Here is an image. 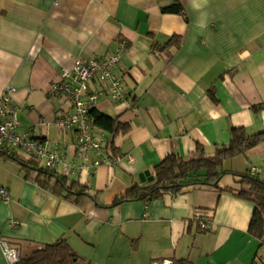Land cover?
<instances>
[{"label":"crops","instance_id":"1","mask_svg":"<svg viewBox=\"0 0 264 264\" xmlns=\"http://www.w3.org/2000/svg\"><path fill=\"white\" fill-rule=\"evenodd\" d=\"M175 1L0 0V95L13 88L22 131L74 154L75 132L54 122L69 104L48 90L78 57L124 48L116 71L131 95L98 100V110L123 125L104 132L121 159L78 183L84 194L45 188L36 172L0 153V186L12 196L0 199V240L21 255L66 238L90 264H264V245L248 231L254 203L229 189L241 185L240 155L243 172L264 179V143L224 161L220 187L118 203L134 183L149 184L168 154L190 158L200 144L213 156L234 126L264 130V0H178L185 15L163 11ZM174 35L180 42L166 45ZM0 264H10L1 242Z\"/></svg>","mask_w":264,"mask_h":264},{"label":"built area","instance_id":"2","mask_svg":"<svg viewBox=\"0 0 264 264\" xmlns=\"http://www.w3.org/2000/svg\"><path fill=\"white\" fill-rule=\"evenodd\" d=\"M123 54L124 48H118L104 57H78L72 68L63 69L60 80L52 82L49 87L48 94L51 97L69 104V108L54 122L61 130L75 132L73 155L68 156L51 147L47 139L32 136L20 129L19 107L13 103L11 86L0 95V152H17L28 158H37L44 162L47 170L86 184L100 166L113 165L119 161L121 158L112 156L109 150L104 138L105 131L91 121L90 111L97 106L99 98L104 94L116 102L131 100L122 77L116 71ZM93 81L101 83L100 90L91 88ZM127 157L130 161L134 160L132 155ZM251 170L258 171L255 166ZM0 199L5 203L11 201L9 188L0 186ZM199 220L203 230L211 229L209 222L201 217ZM17 224L15 219L8 221L10 227ZM0 242L10 264L21 259V252L17 247L11 246L5 239Z\"/></svg>","mask_w":264,"mask_h":264},{"label":"trees","instance_id":"3","mask_svg":"<svg viewBox=\"0 0 264 264\" xmlns=\"http://www.w3.org/2000/svg\"><path fill=\"white\" fill-rule=\"evenodd\" d=\"M164 12L185 15V8L178 0L174 4L163 8ZM4 11L0 10V17ZM181 36L174 35L166 45H177ZM90 119L97 127L109 133L116 134L123 125L118 118L108 115L97 107L90 111ZM264 143V130L255 134H249L244 126H234L232 138L226 145L218 147L215 155H208L200 144L197 146L195 156L185 158L175 153L168 154L154 167L153 180L146 185L134 183L124 193L118 203L135 200H152L167 192H180L186 187H220L219 181L224 174L220 170L224 161L232 159L248 150ZM111 146V149H110ZM109 150L112 156L116 148L112 141L109 142ZM1 153V152H0ZM9 157L19 161L22 165L37 173V181L45 188L54 192L63 193L67 196L84 194L85 186L75 181H69L65 177L41 167L38 163L17 152H5ZM31 168V169H30ZM204 171V173H199ZM240 182V188H229L239 196L247 198L254 203V210L250 220L248 231L264 245V179L252 175L249 172L234 173ZM56 178V183L51 181ZM178 264H194L192 261L182 259ZM14 264H90L80 257L72 248L66 238H61L55 243L37 247L32 252L21 255V259Z\"/></svg>","mask_w":264,"mask_h":264},{"label":"rangeland","instance_id":"4","mask_svg":"<svg viewBox=\"0 0 264 264\" xmlns=\"http://www.w3.org/2000/svg\"><path fill=\"white\" fill-rule=\"evenodd\" d=\"M244 155H240L239 157H237V159H235V160H239L238 161V165H239V171H241L242 173H244L243 171H246V168H245V160L243 159L244 157H243ZM39 162V166H41V167H43L44 166V162L43 161H38ZM226 176H230V174L228 175V173H226ZM229 178H232L231 176L229 177ZM226 179H228V178H226ZM224 182H225V180H224ZM100 263V262H99ZM101 263H102V260H101Z\"/></svg>","mask_w":264,"mask_h":264},{"label":"water","instance_id":"5","mask_svg":"<svg viewBox=\"0 0 264 264\" xmlns=\"http://www.w3.org/2000/svg\"><path fill=\"white\" fill-rule=\"evenodd\" d=\"M144 180V179H143Z\"/></svg>","mask_w":264,"mask_h":264}]
</instances>
